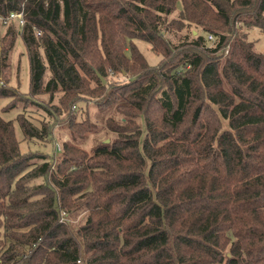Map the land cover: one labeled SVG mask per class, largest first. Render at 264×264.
Returning a JSON list of instances; mask_svg holds the SVG:
<instances>
[{"label":"trees","instance_id":"obj_1","mask_svg":"<svg viewBox=\"0 0 264 264\" xmlns=\"http://www.w3.org/2000/svg\"><path fill=\"white\" fill-rule=\"evenodd\" d=\"M1 26L3 108L23 94L53 119L20 113L26 140L55 141L62 112L71 138L24 153L0 111V264H264V52L247 37L264 0H0ZM188 26L176 49L165 32ZM18 35L28 94L5 73ZM88 102L116 135L91 150Z\"/></svg>","mask_w":264,"mask_h":264},{"label":"rangeland","instance_id":"obj_2","mask_svg":"<svg viewBox=\"0 0 264 264\" xmlns=\"http://www.w3.org/2000/svg\"><path fill=\"white\" fill-rule=\"evenodd\" d=\"M177 13H174L169 16L171 19L173 16H176ZM6 31L5 26L0 27L1 34H4ZM198 32H201V29L195 26H188L184 27L183 29L179 28H172L165 32V36L169 41H171L172 45L177 49L180 48L184 44H188L192 41L194 35ZM240 33H246V30H240ZM248 39L255 42V48L259 52H264V32L260 31L258 28H252L248 30L247 33ZM139 45H141L142 50L145 51V54L148 56L151 62L156 63L159 60V56L157 57L154 54H151L150 51L147 50V45L143 42L137 41ZM3 46L0 43V51L2 50ZM228 50H226L227 52ZM7 62L10 64V67L5 70L7 76H11L10 78V85L18 88L24 94H28L30 91V62L29 56L20 35L17 36L15 45L13 49L8 54ZM111 81H120L124 82L127 79V76L117 72L113 73L109 76ZM129 78V76H128ZM59 96L53 100V104H59ZM18 99H22L23 101H17V105L11 109L10 106L7 108L5 107L7 104L10 103L11 98H2L0 99V111L4 118L6 119H13L15 131L18 140L20 141V148L21 151L26 152H40L46 153L52 156L54 152L56 154L59 153V149L62 147V143L65 140L71 138L70 129L68 127V116L66 113H61L59 116V120L56 122L55 127L53 129V139L55 141H39V140H26L23 135V131L20 126V122L18 120V116L20 113H24L26 117H29L35 124L40 125L41 120H45L44 122L52 121V117L49 116L48 112L43 109L42 106H37L31 103L30 100H25L24 95H20L17 97ZM40 101L43 102V105L49 106L48 100L49 95H42L38 97ZM85 106V104L83 103ZM87 110L83 114L79 115V120L88 119L90 122L96 125L97 132L91 134L85 142V147L91 150L95 145L105 141L106 139H114L116 137L115 134L108 131L104 126L103 117H101V113H99V107L94 102H88L86 105ZM76 111V108L73 109ZM59 114V112H57ZM82 115V116H81ZM81 215H78L75 220H80L83 218Z\"/></svg>","mask_w":264,"mask_h":264},{"label":"built area","instance_id":"obj_3","mask_svg":"<svg viewBox=\"0 0 264 264\" xmlns=\"http://www.w3.org/2000/svg\"><path fill=\"white\" fill-rule=\"evenodd\" d=\"M12 19H17L20 23V25H23L25 23L24 16L22 12H13L11 13L6 19H4L5 22L12 20ZM212 38V36H210Z\"/></svg>","mask_w":264,"mask_h":264},{"label":"water","instance_id":"obj_4","mask_svg":"<svg viewBox=\"0 0 264 264\" xmlns=\"http://www.w3.org/2000/svg\"><path fill=\"white\" fill-rule=\"evenodd\" d=\"M104 81V80H103Z\"/></svg>","mask_w":264,"mask_h":264}]
</instances>
